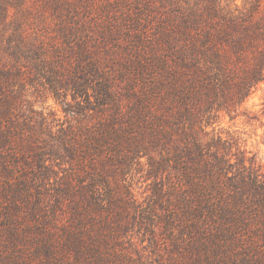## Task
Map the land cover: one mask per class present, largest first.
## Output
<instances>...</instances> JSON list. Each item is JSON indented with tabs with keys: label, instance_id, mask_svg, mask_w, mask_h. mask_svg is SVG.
I'll use <instances>...</instances> for the list:
<instances>
[{
	"label": "trees",
	"instance_id": "16d2710c",
	"mask_svg": "<svg viewBox=\"0 0 264 264\" xmlns=\"http://www.w3.org/2000/svg\"><path fill=\"white\" fill-rule=\"evenodd\" d=\"M263 82L264 0H0V264H264Z\"/></svg>",
	"mask_w": 264,
	"mask_h": 264
},
{
	"label": "rangeland",
	"instance_id": "374dc122",
	"mask_svg": "<svg viewBox=\"0 0 264 264\" xmlns=\"http://www.w3.org/2000/svg\"><path fill=\"white\" fill-rule=\"evenodd\" d=\"M235 2L243 7L248 0H235ZM28 95L31 105L38 111H44L49 118L56 117L61 119V122L73 118V116L66 117L62 98L57 99L46 92L37 93L34 89H31ZM69 100H71L70 97ZM209 131L232 140L264 165V82L245 102L238 115L220 113L213 120ZM131 184L140 201L144 202L149 199L150 182L146 180L145 172L132 175Z\"/></svg>",
	"mask_w": 264,
	"mask_h": 264
}]
</instances>
